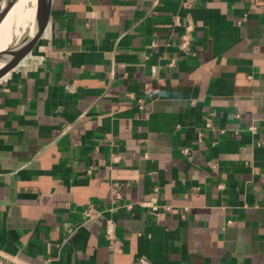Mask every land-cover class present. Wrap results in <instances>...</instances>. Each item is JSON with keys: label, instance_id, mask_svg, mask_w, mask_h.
<instances>
[{"label": "crops", "instance_id": "1", "mask_svg": "<svg viewBox=\"0 0 264 264\" xmlns=\"http://www.w3.org/2000/svg\"><path fill=\"white\" fill-rule=\"evenodd\" d=\"M0 253L264 264V0H54L0 80Z\"/></svg>", "mask_w": 264, "mask_h": 264}, {"label": "water", "instance_id": "2", "mask_svg": "<svg viewBox=\"0 0 264 264\" xmlns=\"http://www.w3.org/2000/svg\"><path fill=\"white\" fill-rule=\"evenodd\" d=\"M54 0H36L34 13V28H29L18 43L9 51L4 63L0 66V80L15 69L39 43L49 23Z\"/></svg>", "mask_w": 264, "mask_h": 264}, {"label": "built area", "instance_id": "3", "mask_svg": "<svg viewBox=\"0 0 264 264\" xmlns=\"http://www.w3.org/2000/svg\"><path fill=\"white\" fill-rule=\"evenodd\" d=\"M176 24L181 23L180 19L178 17L175 18L174 21ZM194 30V23L193 21L189 20L187 23L184 24L183 31L180 34V44L179 48L182 51H186L189 49L191 43H192V33ZM140 106H144V102L142 99H139ZM140 205L143 206H149L153 209H156L158 207V204L156 201L152 198L144 199L139 201ZM127 206H131V204H128ZM85 217L86 219H92L100 214V211L96 208L94 205H89L85 209ZM105 237L108 240H113L116 237V223L112 218L107 219L106 226H105ZM0 264H25L17 261L15 258L1 254L0 253Z\"/></svg>", "mask_w": 264, "mask_h": 264}, {"label": "bare ground", "instance_id": "4", "mask_svg": "<svg viewBox=\"0 0 264 264\" xmlns=\"http://www.w3.org/2000/svg\"><path fill=\"white\" fill-rule=\"evenodd\" d=\"M32 3H33L32 10L30 9L31 10L30 11L29 8H28L30 13H29V15L26 18L21 17L17 13L19 11V7L18 6L14 7L13 9L11 8L13 11L9 12V14L7 13V15H6L7 17L4 18V19L2 17V14H0L1 15V17H0V55H2V51L7 46L9 47V45H11V47L13 49V47L20 40L21 33L23 32V30H24L23 28L24 27L22 28L23 30L21 29V32H17L15 34H13L14 30L16 29V27L25 26L26 24L28 26L32 22V27L34 28V13H35L36 0H32ZM22 4H24V3H22ZM20 13H21V11H20ZM26 13H27V11H26ZM32 31H33V29H32ZM5 57L0 62V66L4 63Z\"/></svg>", "mask_w": 264, "mask_h": 264}, {"label": "rangeland", "instance_id": "5", "mask_svg": "<svg viewBox=\"0 0 264 264\" xmlns=\"http://www.w3.org/2000/svg\"><path fill=\"white\" fill-rule=\"evenodd\" d=\"M24 3V4H22ZM29 3V4H28ZM24 5V6H23ZM18 6L19 7V11L17 12L21 17L26 18L30 11L32 10L33 7V3L32 0H0V14H2L3 19L6 18L7 13L9 14V12L13 11L12 9L14 7ZM12 8V9H11ZM29 8V10H28ZM21 11V13H20ZM27 11V13H26ZM4 12V13H3ZM23 12V13H22ZM6 13V14H5ZM4 15V16H3ZM1 17V15H0ZM24 27V28H23ZM24 30H23V29ZM21 29L23 30V32L21 33V37L20 39L24 36V34L27 31V24L25 26H20V27H16V29L14 30L13 34L17 33V32H21ZM23 34V35H22ZM6 47V46H5ZM12 50L11 45H9V47L7 46L3 51H2V55H0V62L3 60V58L5 56H7L9 54V51Z\"/></svg>", "mask_w": 264, "mask_h": 264}]
</instances>
